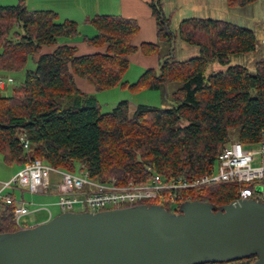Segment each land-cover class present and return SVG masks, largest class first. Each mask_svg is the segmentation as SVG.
<instances>
[{
	"label": "trees",
	"instance_id": "trees-1",
	"mask_svg": "<svg viewBox=\"0 0 264 264\" xmlns=\"http://www.w3.org/2000/svg\"><path fill=\"white\" fill-rule=\"evenodd\" d=\"M226 1L230 8H242L257 0ZM149 6L158 42L172 44L178 39L197 48V56L185 61L165 58L157 71L145 70L133 84L122 81L129 57L159 53L158 44L132 45L139 30L134 20L95 15L85 20L97 33L85 39L94 53L78 55L74 47L61 45L40 54L42 47L75 37L78 24L59 22L52 11L29 10L24 0L0 6V75L24 71L20 86L0 94V156L5 165L21 168L39 160L68 173L82 166L90 178L113 179L120 185L145 181L148 169L166 178L193 180L213 172L231 140L244 148L257 146L264 129V60L256 61L252 69L230 65L232 57L256 51L254 32L228 22L192 18L170 33L164 27L168 19L162 0H151ZM28 63L33 67L27 69ZM213 64L226 68L206 74ZM77 78L95 92L118 86L156 91L172 83L180 88L171 94L169 108L140 105L130 112L128 102L121 101L102 113L95 97L77 88ZM245 188L221 183L188 194L190 201L209 203L216 211L239 200V191ZM152 204L156 202L143 203ZM17 230L13 207L4 206L0 233Z\"/></svg>",
	"mask_w": 264,
	"mask_h": 264
},
{
	"label": "water",
	"instance_id": "water-1",
	"mask_svg": "<svg viewBox=\"0 0 264 264\" xmlns=\"http://www.w3.org/2000/svg\"><path fill=\"white\" fill-rule=\"evenodd\" d=\"M169 32L168 25H164ZM264 264V201L219 207L184 202L178 213L134 205L64 212L0 233V264Z\"/></svg>",
	"mask_w": 264,
	"mask_h": 264
},
{
	"label": "built area",
	"instance_id": "built-area-1",
	"mask_svg": "<svg viewBox=\"0 0 264 264\" xmlns=\"http://www.w3.org/2000/svg\"><path fill=\"white\" fill-rule=\"evenodd\" d=\"M261 45L264 48V38ZM12 83L10 77L0 75V90ZM21 141L24 148H27V142ZM148 172L149 175L143 182L128 180L120 185L113 179H92L82 166L76 174L34 160L23 165L8 181L0 183V212L4 206H12L13 221L17 229L23 228L22 221L25 217L36 212H44L47 221L53 218L48 207L39 208L23 200L15 201L10 194L5 193L14 187L29 194L56 193L58 200L54 205L60 213H96L147 202H156V205L178 213L180 205L190 201L189 191L221 183L246 185L247 188L239 191V199L264 200V129L256 148H244L234 140L228 142L218 155L210 175L189 180L181 176L166 178L149 169ZM51 174L57 176L58 182L51 184Z\"/></svg>",
	"mask_w": 264,
	"mask_h": 264
},
{
	"label": "crops",
	"instance_id": "crops-1",
	"mask_svg": "<svg viewBox=\"0 0 264 264\" xmlns=\"http://www.w3.org/2000/svg\"><path fill=\"white\" fill-rule=\"evenodd\" d=\"M150 2L151 0H24L26 8L29 10L52 11L57 14L58 21H73L77 23L79 27L78 34L75 37L71 39H59L57 44L52 47H42L40 54H48L52 52L55 47L61 45L74 47L77 50L78 55L94 53L95 49L90 47L85 42V39H92L97 33L91 25L85 23V20L95 15L120 16L124 19L134 20L137 23L139 30L132 40V45L137 48L141 44L159 45L158 54L143 55L141 52H137L129 57L127 71L129 70L130 66H133L137 69V72L139 70L145 71L148 69L157 71L161 63L160 46L162 43H159L157 40V25L151 13L149 6ZM254 4L242 8H230L227 6L226 0H162L163 12L165 17L168 19L167 25L169 27L172 23H175L174 27H176V31L181 21L192 18L223 21L243 27L240 26L241 21L248 23V21H246V16L252 14L251 11H247V8L253 6ZM244 28L248 27L246 26ZM40 54L35 55V59ZM174 56V52H172L169 54L168 58L174 59ZM5 76L11 78V75ZM75 83L77 88H79L83 93L92 94L95 92L94 87L85 80L77 78L75 79ZM8 86L10 87L11 85H7L6 87ZM2 166L3 165L0 162V180L4 181L10 177L12 172ZM56 180L58 181L57 176L51 174V184L56 183ZM5 193L10 194L15 201H25L24 197L28 192L14 187L7 192L5 191ZM45 196L51 199H56V201L58 200V195L54 192H50ZM56 201L54 203L52 202L51 206L56 207L54 205ZM38 213L44 212H36L25 217L22 221V227H33L46 222L47 217L45 216V219H39L36 216ZM44 215L46 214L44 213Z\"/></svg>",
	"mask_w": 264,
	"mask_h": 264
},
{
	"label": "rangeland",
	"instance_id": "rangeland-1",
	"mask_svg": "<svg viewBox=\"0 0 264 264\" xmlns=\"http://www.w3.org/2000/svg\"><path fill=\"white\" fill-rule=\"evenodd\" d=\"M19 2L20 1L18 0H0V5L15 6ZM247 11H251L252 13L251 15L246 16V21H248V23L241 21L240 26L243 27L247 26L254 32L257 40V45H256L257 49L255 52L245 56L232 57L230 61V65H239L248 69H252L256 61L264 60V52H263L264 48L261 45V40L264 37V0H257V2L253 6L247 8ZM174 26L175 23L174 24L172 23L168 27L169 32L176 33V27ZM160 48H161L160 50L161 62L165 58H168L169 54H171L172 52H174L175 55L174 60L176 61H185L197 56V48L186 45L178 39H176L175 42H173L172 44L162 43ZM32 67H33L32 63H28L26 68L29 69ZM225 68H226L225 66L213 64L207 69L206 74L210 72L223 71ZM142 72L144 71L139 70L137 72V69L135 67L130 66L129 70L123 76L122 81L133 84L134 82L137 81L138 77L142 74ZM23 77H24V71L11 73V78L14 82L11 84L10 87L9 86L6 87L4 91L0 90V94H9L11 89L20 86ZM178 88H180L179 83L169 84L166 87L156 91H150L147 89L130 90L128 88H123L118 86L100 92H94L89 95H93L95 97L98 104L100 105V109L102 113L110 112L121 101L128 102L129 110L130 112H133L140 105L155 107V108H169L170 106H172L170 102L171 94L175 92ZM63 106L66 107L67 105H63ZM0 162L3 165L2 167L12 172L10 177L5 179L4 181L0 180V183L8 181L20 170V168L16 166L11 167L5 165L1 156H0ZM78 170H79V166L76 167V174H78ZM24 198L26 202L32 203L33 205L39 208L48 207L51 210L53 217L60 214L56 207L51 206L52 202L54 203L56 199H51L45 195H31L28 193H26V196ZM36 216L39 219H45L46 215H44V213H38Z\"/></svg>",
	"mask_w": 264,
	"mask_h": 264
}]
</instances>
